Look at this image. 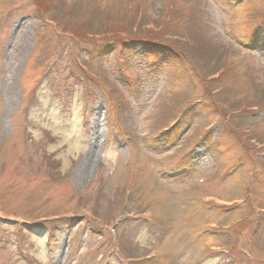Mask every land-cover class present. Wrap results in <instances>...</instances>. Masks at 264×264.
Masks as SVG:
<instances>
[{"label":"rangeland","instance_id":"obj_1","mask_svg":"<svg viewBox=\"0 0 264 264\" xmlns=\"http://www.w3.org/2000/svg\"><path fill=\"white\" fill-rule=\"evenodd\" d=\"M56 1L0 0V264H264V0ZM137 7L228 70L66 33Z\"/></svg>","mask_w":264,"mask_h":264},{"label":"trees","instance_id":"obj_2","mask_svg":"<svg viewBox=\"0 0 264 264\" xmlns=\"http://www.w3.org/2000/svg\"><path fill=\"white\" fill-rule=\"evenodd\" d=\"M45 4V7L51 14V19L52 21H55L57 26L62 25L65 22V19L63 18V10L62 8L59 7V4L56 0H38V5L43 6ZM140 8H136L134 11L133 16L136 18V22L134 23L136 25H129L125 26V28H121L123 24H120V22L127 21V20H122L124 18H117V19H107L106 22L103 24L102 27H91L87 26L85 24H79L76 25L75 28L76 31L75 33H72L69 31L70 28H73L71 26L69 29H67V32L70 36L72 37L73 41H76L77 43L79 42H85V40H90V38L94 37H101L103 39H115L117 42L124 41V43H127L128 45H138L140 47H147L148 46H153L157 47L160 45L161 47L173 49V51H176L177 53H180L182 56H184L186 59L189 60L190 63H193L192 61L195 59V57L199 56L201 59L205 58L207 59V62L212 64V76L207 77L205 82L212 81L214 76L218 74L219 72L221 73L224 70H228L226 61H224L227 58V51L224 49H218V48H213L210 44L208 43H197L196 46L190 45L187 40H183V37L180 35H169L167 33L163 34L167 38V44L166 43H161V36L159 32H153L152 28H149L147 30H142L139 27V22L142 21L144 18V14L141 13ZM138 19V21H137ZM130 23V21L128 22ZM65 27V26H64ZM95 29V30H92ZM72 31V30H71ZM116 33H121L120 37L116 36ZM117 38V39H116ZM219 73V74H220ZM215 74V75H214ZM221 87V86H220ZM264 90V89H263ZM252 100H254L252 98ZM264 106V91L261 92L260 96L256 99L255 102H253L250 107H255L257 108L258 106ZM239 113L243 115H248L251 113L250 111H247V109L241 111L239 110ZM228 116V115H227ZM226 116V117H227ZM232 116V115H230ZM243 121V120H242ZM245 125L244 122H237L234 124V132L236 135L240 137V139H244V142H247L250 140H256L257 138L252 135V129L248 126L247 128L243 127L242 125ZM257 141V140H256ZM246 144V145H247ZM3 225V224H1ZM239 227L237 231L243 232L244 228V223L243 220L236 221L235 224H232L229 226V229H234ZM229 242V239L227 237H223L220 241V245L224 246L227 245ZM234 247L230 248L229 250H233Z\"/></svg>","mask_w":264,"mask_h":264}]
</instances>
